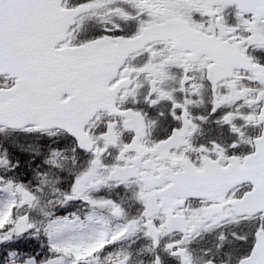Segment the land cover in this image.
Wrapping results in <instances>:
<instances>
[{
	"label": "snow or ice",
	"instance_id": "6c2138e0",
	"mask_svg": "<svg viewBox=\"0 0 264 264\" xmlns=\"http://www.w3.org/2000/svg\"><path fill=\"white\" fill-rule=\"evenodd\" d=\"M0 264H264V0H0Z\"/></svg>",
	"mask_w": 264,
	"mask_h": 264
}]
</instances>
